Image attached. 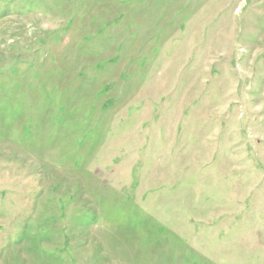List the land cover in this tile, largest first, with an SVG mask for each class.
<instances>
[{
  "label": "rangeland",
  "instance_id": "374dc122",
  "mask_svg": "<svg viewBox=\"0 0 264 264\" xmlns=\"http://www.w3.org/2000/svg\"><path fill=\"white\" fill-rule=\"evenodd\" d=\"M0 264H264V0H0Z\"/></svg>",
  "mask_w": 264,
  "mask_h": 264
}]
</instances>
